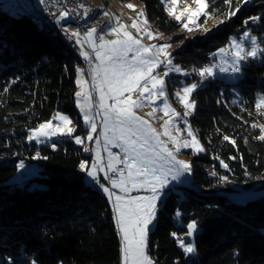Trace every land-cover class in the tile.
Returning a JSON list of instances; mask_svg holds the SVG:
<instances>
[{"label": "trees", "instance_id": "trees-1", "mask_svg": "<svg viewBox=\"0 0 264 264\" xmlns=\"http://www.w3.org/2000/svg\"><path fill=\"white\" fill-rule=\"evenodd\" d=\"M135 1L154 28L175 35L174 55L182 67L211 64L217 50L244 31L257 34L264 47V0H232L231 10L239 11L230 18L224 0H210L209 10L223 23L193 36L181 32L182 23L168 15L162 0ZM253 16L262 19L244 23ZM80 63L45 25L23 11L0 8V264H121L112 203L79 168L93 155L69 136H59L55 149L28 139L31 130L60 112L73 117L76 134L87 131L75 96ZM192 75L201 82L197 72ZM231 77L205 80L192 94L197 105L190 121L204 151H187L192 184L162 202L149 231L156 264H264V141L252 127L264 124L256 109L258 94H264V55L249 59L241 75ZM20 161L37 163V174L22 173ZM193 220L197 230L187 236ZM177 237L196 251L186 254Z\"/></svg>", "mask_w": 264, "mask_h": 264}, {"label": "snow or ice", "instance_id": "snow-or-ice-1", "mask_svg": "<svg viewBox=\"0 0 264 264\" xmlns=\"http://www.w3.org/2000/svg\"><path fill=\"white\" fill-rule=\"evenodd\" d=\"M180 2L181 0H162L168 15L177 22H181L183 29L188 32L193 31L190 25L201 28V25L197 23L201 16L210 18L213 15L209 11L210 0H192L195 7L185 4L182 9L178 10L177 6ZM242 2L247 3L248 0H242ZM224 3L230 7L227 18L236 15L239 11L238 7L231 10L232 0H224ZM79 7L84 8V5L81 4ZM126 7L133 10L136 8L131 3H128ZM90 11L91 9L85 8L84 16H87ZM69 15V11H61L58 19H64ZM104 16L115 19V26L110 27L108 34L114 35L116 39L108 40L104 35L97 36L96 27H90L87 32L83 33V42L79 30L71 31L69 37L75 38L76 44L81 46V55L89 62L88 73L91 76V87H88L89 82L84 79L85 69H76V83L81 89L75 93L76 102L84 114V123L90 127V131L86 137L75 136L74 141L80 145L85 143V139L88 141L95 139L97 145L95 159L91 166L89 167L87 161H81L79 168L86 171L87 176L95 182L99 181V172H103L105 178L109 180L111 187L101 185V188L112 202L114 219L121 238L122 264H155L147 250L150 226L156 219L158 202L163 199L164 189L170 181H179L185 173L192 171L191 163L177 159L176 154L181 148H191L194 153L202 152L204 148L186 119L184 124L187 135L191 139L182 141L179 138L181 130L175 127L174 121L180 113L168 103L165 77L171 72L184 75L188 73L179 65L173 64L172 53L168 51L171 48L170 43L145 44L143 42L144 39L153 40L156 37H163V33L152 29L143 8L137 11V16L131 20L130 25L121 23L119 17H112L107 11L104 12ZM261 19V16H253L244 23L247 24L249 20L258 22ZM219 22L223 23V21ZM129 28L134 29L136 34L134 35ZM202 30L209 31L208 28ZM64 31L69 33L67 28ZM258 40L259 38L252 35L250 31H244L239 39L235 37L231 39L228 48L219 49L222 57L230 53V60L222 59L219 65H206L193 69V71L197 72L201 83L208 78L215 77L216 69L220 73H228L236 78L241 74L242 62H247L249 59L256 60L264 55V47ZM246 41L250 46L246 47ZM84 43L91 48L96 63H92L93 55L83 50ZM161 65L165 67L163 75H154L155 70ZM11 83H15V80ZM198 87H200L199 84L192 83L175 93L185 109L184 117L191 115L195 110L196 102L190 100V97ZM4 91L8 89L5 88ZM93 91L99 97L95 104ZM134 93H138L136 98H133ZM161 99L163 101L161 110L168 117L162 125V133L158 132L149 120L137 115L135 111L143 107L145 103L152 104ZM236 102V100L233 101V103ZM256 109L264 116V111H262L264 110V94L259 96ZM155 112L156 109H153L146 115L151 117ZM101 114L103 131L94 137L93 134L97 132L96 117ZM54 119L59 123L54 124L52 120L41 123L38 128L31 130L28 139L71 137L76 131L70 126L72 121L68 116L57 113ZM173 127L177 132L175 136L171 131ZM252 127L261 130L262 134L257 139L264 141V124H253ZM161 135L168 137V142L174 146V150L169 148L168 142L160 139ZM100 136H103V150L108 154L106 167L102 165ZM223 139L232 145L236 144V141L227 135ZM109 145L119 148L123 157L121 158L119 153H114ZM52 147L55 149L56 145L53 144ZM84 151L88 152L90 149L85 147ZM37 158H39V153H37ZM43 158L47 159V157ZM117 165H123V167H117ZM221 166L228 167L223 161H221ZM18 167L23 169L24 162L20 161ZM211 175L217 174L213 171ZM221 179L227 181L228 178L225 176ZM115 189H118L121 194H117ZM141 189L150 192V195H131L133 190ZM176 215L180 216L179 211ZM187 228L186 235L192 236L197 230V222L193 220ZM171 235L177 236L176 233ZM177 240L186 254L196 251L193 243L185 244L184 240L179 237ZM32 264H36L35 260Z\"/></svg>", "mask_w": 264, "mask_h": 264}, {"label": "rangeland", "instance_id": "rangeland-1", "mask_svg": "<svg viewBox=\"0 0 264 264\" xmlns=\"http://www.w3.org/2000/svg\"><path fill=\"white\" fill-rule=\"evenodd\" d=\"M33 1H35L37 3V0H0V8H2L3 10H7L8 12H10L12 14H19V13H21L20 8L18 7L19 3H21L25 7V9L31 10L34 7V2ZM95 2L97 4V9L100 12L104 13L105 11H107V12H109L111 14L112 17H119L121 23H126V24H129V25L131 24V20L136 18L137 11H139L141 8H143V4L141 2H138V1H135V0H128V1H123V0H108V1H106V0H95ZM128 3H131V4L135 5L136 6L135 10L127 8L126 5ZM185 4H190L192 7H195V4L192 3V0H181V2L177 6L178 10L182 9L185 6ZM71 19H72V16L69 15L68 17L65 18V21H69ZM148 21H149V24L152 26V29L154 31H159L156 28H154L152 22L149 19H148ZM219 21H223L222 17H216V16H214V14L210 18H205L204 16H201L199 21L197 22L199 25H201V28L198 29L195 26L190 25V27H193V31L192 32H188L187 30L183 29V27H182V31L181 32H184V33H186V34H188L190 36H193L194 34H197L199 32L205 34L207 32H204L202 30L203 28H208L209 31L213 30V29L217 28L220 24H222ZM115 23H116V21H115L114 18L110 19L109 25L107 26L106 30L102 34V35L105 36V39H108V40L116 39V37L114 35L108 34L110 27L111 26H115ZM129 30L132 31L134 35L136 34L134 29L129 28ZM159 32L162 33L161 31H159ZM251 34L252 35H256L258 37V35L255 34V33H251ZM242 35H243V33L241 35H239V36L238 35H234L232 38L235 37V38L239 39V37L242 36ZM174 36L175 35L172 34V33L171 34L163 33V37H156L153 40L144 39L143 42L145 44L170 43L171 44V48L168 51H170L172 53L173 64L179 65L184 71H186L188 73V75H184L182 73L171 72V73H169V75L167 77H165V85H166L168 103L171 104L172 107L175 108L176 111L180 113V116L175 118L174 124H175V127L180 128L181 131L179 133V138L183 141V140H186V139L187 140L191 139V137H189L187 135L186 125L184 124V120L185 119L187 120L188 124L191 125V128H192L193 132L196 134V136H197V133L194 130V128H193V126L191 124V121H190V117L193 114V112H192L191 115H189L187 117H184L183 114H184L185 109H184L183 105L180 103L179 98L176 97L175 93L177 91H181L184 86L191 85L192 83H197V84H199L201 86V85H203L205 83V81H203V83L196 81L193 78V75H192L193 70L191 68L182 67L180 64L177 63V61L175 59V55H174V51H175V48L177 47V44H175L174 41H172ZM81 40L83 42V35H81ZM181 42H184V41L182 40ZM258 42H259V40H258ZM97 43H99L98 40H97ZM229 44H227L226 46H222L221 48H228ZM245 45H246V47L250 46L248 41L245 42ZM79 47H80L79 56L82 59V63H80L77 66V68L85 69L84 79L88 80V82H89L88 87H91V76L88 73V69H89L90 65H89V62L87 60H85V58L81 55V46L79 45ZM219 49L217 50L216 55H215L216 59L211 64L219 65L221 63L222 59H229L230 60V53H229V55L222 57V55L219 53ZM83 50L89 52L90 54H92L91 48L89 47V45L87 43L83 44ZM92 55H93L92 63H96V61L94 60V54H92ZM244 63L245 62H242V64H244ZM211 64H209V65H211ZM164 71H165V67H164V65H161L159 68H157L155 70L154 75H156V74L163 75ZM240 75L241 74H239V76ZM216 76H219V77H221L223 79H228L232 75H230L228 73H220L219 70L216 69ZM212 78H214V77H212ZM231 78L232 79H236L237 77L234 78L232 76ZM208 79H211V78H208ZM76 80H77V74H76ZM80 90H81L80 87L77 85L76 92H78ZM181 94H183V93H181ZM192 94H191L190 100H194ZM137 95H138V93H134L133 94V98H136ZM260 95H262V93L258 94V99H259ZM98 100H99L98 94L95 91H93V102H94V104L97 103ZM76 101H77V98H76ZM194 101L196 102V100H194ZM109 103H111V101H109ZM196 105H197V102H196ZM162 107H163V101L161 99V100H157L155 103H152V104L145 103V105L143 107L138 108L135 111H136L137 115L143 117L144 119L149 120V122L152 124V126L155 127L158 132L162 133L163 132L162 125L164 123V120L168 119V117L165 116L164 112L161 110ZM195 108H196V106H195ZM78 109L80 111L79 107H78ZM153 109H156L155 114L153 116H151V117L147 116L146 114L148 112L152 111ZM262 111H264V110H262ZM60 113L63 114V115L68 116L71 119V121H72V124L70 126L74 127L77 130V124L74 121L73 117L71 115L67 114V113H62V112H60ZM80 114L82 115V119H83V115L84 114L81 111H80ZM50 120H52V122L54 124L59 123V121L55 120L54 118H52ZM47 121H49V120H47ZM83 123H84V120H83ZM96 123H97V132L93 134L94 137L97 136V135H100V133L103 131L102 114H101V116H97L96 117ZM38 127L39 126L35 127L34 129H36ZM84 127L87 129V131L85 133L76 134V131H75L72 134L71 138L74 139L75 136H81L82 138L86 137L88 131H90V127L88 125H86L85 123H84ZM175 127H173L171 129L172 135H174V136L177 135V132L175 131ZM58 137L59 136H54V137H51V138L41 137V138H39V140H35L34 139L33 141H36L40 145L54 144V141ZM160 139L168 142V137H166V136L161 135ZM197 139L199 140L198 136H197ZM100 140H101L100 153H102L103 143H104L103 136H100ZM80 145H83L84 147L89 148L90 151H88V153L93 155L92 162L88 163V165L90 167L91 164L93 163V161L95 159V155H96L97 145L95 143V139H93L92 141H88V140L85 139V143L84 144H80ZM109 146L115 147L114 145H109ZM168 146H169V148H172L174 150V146L170 142H168ZM190 149L191 148H181V150L176 154L177 155V159L189 161L191 163L190 159L187 156V151L190 150ZM24 165H25V167L22 169V173L26 172V173H28L30 175V177L37 174V168H38V164L37 163L24 162ZM191 165H192V163H191ZM22 173H19L16 176V178H19L20 174H22ZM100 173L104 174L103 172H99L98 175ZM192 180H193V167H192L191 173H185L180 178L179 181H170L169 185L164 189L165 195H164L163 199L160 202H158V208H157V212H156V219L154 220L153 224L150 226V230L156 224L159 211H160V209L162 207V202L168 196H170L173 193L184 194L182 187L190 186L192 184ZM86 181L90 185H92V183H93V180L90 177L87 176V172H86ZM102 185L111 187V185L106 183V182H103ZM102 191H103V189H102ZM114 191L117 194H121L118 189H115ZM103 193H104V191H103ZM131 195H134V196H136V195L146 196V195H150V192H148L146 190H143V189H141V190H133ZM147 251H148V255L154 260V258L152 257V255L149 252V248H148ZM154 262H155V260H154ZM121 264H122V258H121Z\"/></svg>", "mask_w": 264, "mask_h": 264}, {"label": "built area", "instance_id": "built-area-1", "mask_svg": "<svg viewBox=\"0 0 264 264\" xmlns=\"http://www.w3.org/2000/svg\"><path fill=\"white\" fill-rule=\"evenodd\" d=\"M81 4L84 5V8L79 7ZM34 7L40 14H42L43 16H47L48 19L53 20V22L57 24V29H59V34L63 36H67V33L64 31L65 28L61 26V19H58L61 11H69V13H76L79 15V25H75V29H78L81 35L87 32L90 27H96L97 36L100 35V28H101L100 20L96 21L95 25H87V21L84 20V9L91 8V5H86L84 0H43V2H41V0H37V3ZM69 39L72 40L74 44H76L75 38H69ZM76 46L79 47L78 44H76ZM109 147L114 153H119L121 158L123 157V153H121L119 148L113 146H109ZM101 156L103 157L102 165L106 167L108 160L107 152L102 150ZM117 167H123V165H117ZM109 176H111V173H109ZM98 177H99V182L101 183L106 182L110 184L109 180H107L102 173H100Z\"/></svg>", "mask_w": 264, "mask_h": 264}, {"label": "bare ground", "instance_id": "bare-ground-1", "mask_svg": "<svg viewBox=\"0 0 264 264\" xmlns=\"http://www.w3.org/2000/svg\"><path fill=\"white\" fill-rule=\"evenodd\" d=\"M84 2L86 3V5H91V8H90L91 11L88 13L87 16H84V20L87 21V25H95L96 21L100 20V23H101L100 35H102L104 31L106 30L107 26L109 25L110 19L106 16H103L104 13L100 12L97 9V4L95 0H84ZM18 7L28 17L38 21L39 23L45 25L48 29L55 32L72 51H74L76 54L79 55V50H80L79 47H77L76 44H74L73 41L69 39L70 32L74 30H78V29H75V25H79V15L78 14L70 13V15L72 16V19L69 21H65V18L61 19V26L69 29V33H67V36H68L67 37V36H63L59 34V29H57V24L53 22V20L48 19L47 16H43L42 14H40L35 9V7H33V9L31 10L25 9V7L22 4H19ZM102 184L103 183L99 181L98 182L94 181V185L98 189H101Z\"/></svg>", "mask_w": 264, "mask_h": 264}, {"label": "crops", "instance_id": "crops-1", "mask_svg": "<svg viewBox=\"0 0 264 264\" xmlns=\"http://www.w3.org/2000/svg\"><path fill=\"white\" fill-rule=\"evenodd\" d=\"M33 2H34V6H35V5H36V2H35V1H33ZM19 4H21V3H19ZM19 4H18V5H19ZM103 175H104V174H103ZM92 184H94V181H93V183H92Z\"/></svg>", "mask_w": 264, "mask_h": 264}]
</instances>
